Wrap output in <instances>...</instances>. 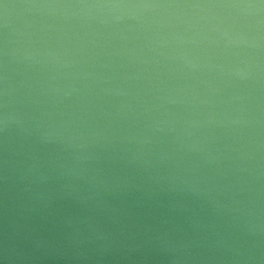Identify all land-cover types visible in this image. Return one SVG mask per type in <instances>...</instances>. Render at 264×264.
I'll return each instance as SVG.
<instances>
[{
    "label": "water",
    "instance_id": "95a60500",
    "mask_svg": "<svg viewBox=\"0 0 264 264\" xmlns=\"http://www.w3.org/2000/svg\"><path fill=\"white\" fill-rule=\"evenodd\" d=\"M0 264H264V0H0Z\"/></svg>",
    "mask_w": 264,
    "mask_h": 264
}]
</instances>
